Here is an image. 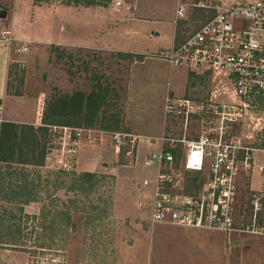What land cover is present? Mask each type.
Masks as SVG:
<instances>
[{"label": "rangeland", "instance_id": "374dc122", "mask_svg": "<svg viewBox=\"0 0 264 264\" xmlns=\"http://www.w3.org/2000/svg\"><path fill=\"white\" fill-rule=\"evenodd\" d=\"M140 1L146 5L152 4L155 7L161 5L166 8L171 5L172 0ZM7 2L10 0H0V13L8 11ZM65 2L67 0L35 1L36 4ZM5 19L6 17H0V44L7 47L14 43L9 40V37L14 35L12 19L9 21ZM17 26L21 27L22 32L29 31L35 36L40 37L45 33L39 19L36 25L29 29L24 24ZM5 28H8L11 34L3 37L2 32ZM144 41L148 47L153 48L164 44L161 38H145ZM53 45L55 44L38 51L35 62L29 67L31 86L38 88L43 94L38 100L37 110L33 97L40 91L33 94L29 100L30 109L27 117L34 120L36 114L42 109L44 111L47 102L55 94H72L76 90L90 92L95 85L100 84L108 90L106 93L108 115L118 114L121 127L117 130L105 129L102 126L103 122L100 121L81 125L104 131L98 143L82 145L79 149L81 153L77 154V157L81 154V157L87 160L95 153L94 165L90 170L78 166L77 162L70 170L59 169L55 162H46V157L45 165L39 167L0 163L3 172L11 174L6 179L7 186L9 183L22 182V177L18 174L20 172H17L21 170L30 174V179H35L39 173L43 181L39 201L20 205L18 201L28 197L19 198L20 193L17 192H12L13 196L17 197L14 202L0 197V221L5 219L11 225L21 223L22 229L21 233H16V227L13 226L11 230H5L3 233L5 239H16L18 244L14 246L0 244V264H264L262 236L236 233L229 237L214 230L195 231L214 240L209 242L213 245L211 248L209 243L206 245L207 242L201 243L187 238V231L179 226L151 224L148 220L149 213L146 212L150 207L141 209L138 203L140 200L148 204L152 201L153 183L145 184L142 179L154 178L156 171L146 168L142 164V158L153 146L142 138L138 146L125 144L118 152L110 133L129 131L125 129L127 106L131 120L137 125H142L143 121L148 123L149 120L162 122L165 112L164 130L160 131L159 137L167 139L166 147L173 145L179 162L184 154L186 141L200 138L212 124L216 123L217 119L207 112L210 104L239 105L240 101L231 83L221 75L188 71L187 87L183 94L187 81L186 69L177 67L170 69L168 64L150 60L146 64L147 67L157 66L159 76L152 78L148 83L144 77L147 69L141 67L132 73L129 87V69L132 62L119 58L115 52L58 46L64 49L62 57L59 58L52 51ZM33 46L34 44L31 48ZM25 52H29V49ZM10 69L12 70V75L8 79L11 82L10 91L21 90L24 94L26 62L13 63ZM22 78L24 83H21ZM168 90L174 92L176 98L186 97L202 103L205 110L200 115L189 117L167 112L164 103ZM29 93H33V89ZM7 115L11 116V111ZM41 125L42 121H39L35 126ZM48 129L46 133H39L42 145L46 146V155L50 152L49 148L58 143L60 134L53 126H49ZM233 131L252 141L256 140L264 148V104L258 103L256 107H249L235 116ZM262 158L263 154H260V159ZM58 171L76 174L93 172L111 175L114 178L107 179L106 188L101 187L98 191L90 193L70 192L66 186L62 189H54L52 186L45 188L44 180H55ZM182 177L191 190L195 181L200 180L199 176ZM251 186L254 189L264 188V181L258 170L252 173ZM8 191L10 190L6 188L3 196L8 195ZM108 198L113 200L110 208L106 203ZM68 212L71 214L70 226H67L65 215Z\"/></svg>", "mask_w": 264, "mask_h": 264}, {"label": "built area", "instance_id": "2783aa9c", "mask_svg": "<svg viewBox=\"0 0 264 264\" xmlns=\"http://www.w3.org/2000/svg\"><path fill=\"white\" fill-rule=\"evenodd\" d=\"M121 6L122 0H116ZM175 42L154 56L190 72L225 75L232 83L239 105L212 103L207 112L216 119L198 139L186 141L177 162L173 145L165 137L148 139L153 146L142 164L155 170L150 204L151 224L214 230L264 237V188H252V173L264 181V148L256 140L233 131L235 116L264 101V0H176ZM3 37L11 31L5 28ZM14 37H9L12 41ZM28 51V43L22 48ZM169 113L201 114L202 103L191 98H166ZM58 143L46 155L59 169L70 170L82 145L96 144L103 130L89 126H53ZM116 151L125 144L138 146L142 136L112 131ZM185 141V140H180ZM260 154H263L262 160ZM199 176L189 188L182 176Z\"/></svg>", "mask_w": 264, "mask_h": 264}, {"label": "crops", "instance_id": "0c3cea01", "mask_svg": "<svg viewBox=\"0 0 264 264\" xmlns=\"http://www.w3.org/2000/svg\"><path fill=\"white\" fill-rule=\"evenodd\" d=\"M122 1L123 4L121 6H118L116 2L90 6L48 3L36 4L35 0H10V2H7L8 11L5 20L9 21L12 19V33L14 35L12 41L14 43L10 42L11 44L7 47L0 44V128L3 121L33 125H37L39 121H42L43 109L36 114L34 120L27 117L30 109L29 100H31L37 91L38 93L40 91L30 84L29 67L35 62L34 59H36L38 51L47 49L52 44L69 48L78 47L112 52L125 51L145 55L143 61H134L130 64L129 87L132 73L141 67L147 69L144 75L147 78L146 82L150 83L152 78L159 76V68L157 66L155 68L152 66L147 67L146 64L150 60L168 64L170 69L176 67L154 56L155 52L162 48H168L175 42L176 0H172L171 5L166 8L161 5L159 7H155L152 4L146 5L140 0ZM38 19L45 28L44 35L40 37L35 36L29 31L24 33L21 27L17 26L18 24H24L29 29L36 25ZM145 38H161L164 44L156 46L155 48L152 46L148 47L144 41ZM26 42H28L29 52H25L22 49L26 45ZM33 44L34 46L31 48ZM19 62H26L27 65L24 94L21 96L10 95L8 93L9 71L13 63ZM185 69L187 81L183 88V94L186 91L189 71L187 68ZM217 75H221L229 81L225 75ZM31 89H33V93H29ZM173 93L171 90H168L165 97L164 109L167 97L176 98ZM41 94L43 92L40 91L39 94L33 97L36 110L38 100L42 96ZM9 111H11V116L7 115ZM164 123L165 112L162 116V122L149 120L148 123L143 121L142 125H137L131 120L127 106L125 115L126 128L142 136L145 140L159 137L160 131L163 132L164 130ZM94 161L95 153H92V156L87 160L83 159L81 154L77 157L78 166L85 167L88 170L94 165ZM161 225L174 226L168 224ZM180 228H183L185 232L187 231V238L195 239L201 243L207 242L206 245L209 242H214V240L208 238L205 234L202 233L199 235V233H196L202 231V229ZM210 246L211 248L213 247L212 244Z\"/></svg>", "mask_w": 264, "mask_h": 264}, {"label": "trees", "instance_id": "16d2710c", "mask_svg": "<svg viewBox=\"0 0 264 264\" xmlns=\"http://www.w3.org/2000/svg\"><path fill=\"white\" fill-rule=\"evenodd\" d=\"M42 1V0H35ZM111 0H67L64 4L67 5H105ZM52 51L55 52L59 58L62 57L64 49L53 45ZM115 55L121 59L129 62L143 61L145 55L116 51ZM12 70L9 71L11 77ZM21 83H24V79H21ZM11 82L8 81V93L10 95L21 96L23 95L21 90L16 92L10 91ZM108 90L103 88L100 84L95 85L90 92L76 90L72 94L53 95L47 102L46 107L42 115V125L35 126L33 124H18L11 121H3L0 128V163L6 164H21L39 167L45 165L46 146L42 145L39 133H46L49 126L65 125V126H81L83 123L92 124L95 121L103 122L102 126L105 129L117 130L121 126V119L118 114L108 115L107 109V95ZM1 104V100H0ZM264 104V101H262ZM102 113V114H101ZM128 130L127 128H125ZM174 154L177 152L173 150ZM24 170L17 171L22 177V182L13 184L9 183L5 185L6 179L11 176L9 173H4L0 167V197L4 199L8 198L9 202H14L17 197L13 196L14 193H20L19 198L28 197L18 201V204L25 205L29 202L39 201V191L43 185L41 174L37 173L35 179H30V174L25 173ZM55 180H44L45 188L52 186L54 189L67 188L70 192L90 193L98 191L99 188L105 187L107 179H113L111 175L98 174L93 172H76L58 171ZM8 188V195H4ZM16 188V189H14ZM19 191H18V190ZM16 190V191H15ZM108 193L110 190L107 191ZM111 194V193H110ZM111 196V195H110ZM16 198V199H15ZM109 208L113 205V200L108 198L106 200ZM67 218V226H70L71 214L65 213ZM16 227V233H21V223L11 225L5 219L0 221V244L6 246H14L18 244L16 239H5L3 236L5 230H11V227Z\"/></svg>", "mask_w": 264, "mask_h": 264}, {"label": "water", "instance_id": "95a60500", "mask_svg": "<svg viewBox=\"0 0 264 264\" xmlns=\"http://www.w3.org/2000/svg\"><path fill=\"white\" fill-rule=\"evenodd\" d=\"M7 16V12L6 11H2L1 13H0V17H6Z\"/></svg>", "mask_w": 264, "mask_h": 264}]
</instances>
